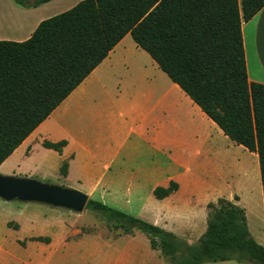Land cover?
<instances>
[{"label":"trees","instance_id":"1","mask_svg":"<svg viewBox=\"0 0 264 264\" xmlns=\"http://www.w3.org/2000/svg\"><path fill=\"white\" fill-rule=\"evenodd\" d=\"M13 1L30 8L51 0ZM263 7L264 0H81L24 41L0 40V165L129 34L223 135L257 154L264 200V85L248 81L242 37V23ZM66 144L42 147L61 153ZM66 169L64 161L62 176ZM178 189L171 180L152 193L163 200ZM206 207L196 244L101 201L89 199L85 209L125 234L142 232L168 264H264L242 208L222 198Z\"/></svg>","mask_w":264,"mask_h":264},{"label":"rangeland","instance_id":"2","mask_svg":"<svg viewBox=\"0 0 264 264\" xmlns=\"http://www.w3.org/2000/svg\"><path fill=\"white\" fill-rule=\"evenodd\" d=\"M23 1L30 4L34 0ZM68 8L60 6L53 12V7H49L43 13L50 12L52 17ZM19 9L17 37L23 38L43 13ZM1 10H8L2 0ZM119 49L122 51L118 50L111 57L110 66L103 70L99 82L91 83L94 103L82 101L83 111L78 118V132L89 138L94 132L95 136L103 139V146L106 143L110 146L113 139V143H118L114 158H110L108 151L100 157V164L110 162L109 173L85 178L86 194L89 199L101 201L148 223H156L160 228L165 224L166 231L172 232L170 227L178 225L180 230H176L178 233L175 235L183 240L179 236L183 235L180 223L184 218L181 215L188 218V214H195L194 232L198 231L199 222L206 218L203 203L213 198L205 188L207 174L212 173L216 183L219 179H232L228 183L231 187L238 180L235 172L247 156L243 148L223 135L161 72L147 53L136 47L130 35L124 38ZM70 112L65 131L74 137L75 113L73 109ZM120 112L127 113L126 119L120 117ZM107 137L108 141L104 142ZM48 151L42 148L38 139L32 145L31 160L17 164L21 165L20 171L15 165L19 160L17 156L18 159L13 158L0 166V174L59 185L56 180L57 158ZM34 161L42 164L40 169L49 176L47 179L33 175ZM88 171L100 173L97 167ZM171 180L178 184L180 181V192L163 200L155 199L153 189L166 187ZM176 200L179 211L173 209ZM115 225L106 223L87 209L75 213L43 204L0 199V264H90L92 259L101 257V252H110L108 246H124L127 242L130 248L139 252L140 257H149L146 251L150 248L145 234L133 230L134 237L112 240L114 236L124 234ZM81 233L82 237L75 236ZM56 234L69 236V241L52 255L50 251H42L45 242L34 244L29 238L44 236L49 241L48 236ZM150 257H155L156 264L163 261L168 264V259L163 257ZM231 262L243 264L236 260Z\"/></svg>","mask_w":264,"mask_h":264},{"label":"crops","instance_id":"3","mask_svg":"<svg viewBox=\"0 0 264 264\" xmlns=\"http://www.w3.org/2000/svg\"><path fill=\"white\" fill-rule=\"evenodd\" d=\"M80 1L81 0H51L37 7L26 8L16 4L13 0H2L8 10L0 11V40L17 42L24 41L30 37L31 33L34 31L40 21L52 15L50 14V12L43 13L45 12L44 10L46 8L53 7L54 12L57 11V9H60V6L64 7L65 5V7L71 8ZM19 8H23L25 10L33 9L32 11L43 13L39 15V17H37L36 22L31 28L26 31L25 36L23 38L17 37L20 30L17 15L20 10ZM242 37L248 81L250 83H258L264 85V7L260 11H258L252 17V19L242 23ZM124 38L113 48V50L94 69V71L50 114V116L46 120H44L14 150V152L0 166L5 164L8 160L17 158L18 156L19 160L15 165L18 171H20L21 165L17 164L23 163L26 160H31L32 145L38 139L41 141V145L44 140L53 143L58 142L60 140H66L67 144L65 147L62 148L61 153L42 147L46 150H49V154L56 155V163L58 164L56 167V180L58 181L59 185L73 187L75 189H82L81 191L86 194L88 187L85 186V178L104 176L106 172L109 173L110 162L100 164V157L102 153L108 151L110 158H114V155L117 154L118 143H113V139L110 146H107V143L106 146H103L101 143L103 139L101 140V138H99V135L95 136L94 132L91 138H89L87 135H84V133H82L81 131L78 132V118L81 112L83 111L82 101H85V103H94V98L92 96L93 90H91V83L99 82L100 75L103 74V70L106 67L110 66L111 57L115 55L118 50L120 52L122 51L119 48L122 45ZM71 109H73L75 113L74 119L76 131L74 137L69 136L68 134H66L65 131L67 121L66 118L70 117V115L72 114V112H70ZM126 116L127 113L125 114L124 112H120V117L122 119H126ZM130 132H133V129H130ZM108 138L109 137L104 139V142L108 141ZM111 138H113V135H111ZM237 146L243 148V152L247 156V159L242 162L239 170H237L234 174L236 177H238V180L235 182V185L229 187L228 183H230V181L232 182L233 180H229L228 178L219 179L218 183H216L215 180H213V174H207L208 180L205 181L204 184L207 192H210L213 198L210 201H205L203 203V206L206 209V218L204 221L199 222L198 231L194 232L195 224L192 225L193 222L196 221L194 219L195 214H188V218L187 216L181 215L184 218V220L180 223V225H182L180 228L183 230V235L179 236L183 239V241L187 242L188 244H192L193 240H196L198 242L199 238L206 230L207 220L209 217V210L206 205L208 203H216L217 199L222 198L231 201L233 204L244 210L247 229L250 236L258 244L264 246V200L262 193V183L260 179L258 156L256 153L250 152L240 145ZM119 147L120 145L118 146V149ZM64 161L67 162V169L66 175L62 176L60 174V167ZM35 162L36 161H34V163ZM40 167H42L41 163H35V172H30H32L33 175H38L39 177L47 179V177L49 176L46 174V172H43ZM94 167L99 168L100 173H91L88 171L89 168ZM12 173L15 174L16 172ZM111 175L117 176L120 174L111 173ZM71 177H74L73 181H71ZM178 185L179 189L175 193H178L181 190L180 181ZM235 196L238 198V200L234 199ZM173 209H179V203L177 200ZM162 227V229H168L166 228L165 224H163ZM170 228L173 229L171 233H173L174 235L176 234L175 232L178 233V231L176 230H180L178 225H172ZM64 230H66V228H64ZM82 234L83 233L76 234L75 236L82 237ZM68 237L69 236L65 234H56L54 237L49 235V241L43 243L44 248H42V251H50V255L54 254L58 249H61L63 246H66V242L69 241ZM124 237H134V234H119L114 236V239L112 240H118ZM30 242L34 244H42V242L39 241ZM128 244L129 242H127V244H125L124 246H108L107 249L110 248L111 251L105 253L101 252V257H95L96 259H92L90 264H156V261H154L155 257H150V255H156L158 256L157 258H162L159 251L151 249L150 245V250L146 251V254L149 255V257L142 258L140 257L139 252L130 248ZM212 263L233 264L231 260ZM159 264L166 263L163 261Z\"/></svg>","mask_w":264,"mask_h":264},{"label":"water","instance_id":"4","mask_svg":"<svg viewBox=\"0 0 264 264\" xmlns=\"http://www.w3.org/2000/svg\"><path fill=\"white\" fill-rule=\"evenodd\" d=\"M0 199L5 202L36 203L81 213L88 196L74 188L32 178L0 174Z\"/></svg>","mask_w":264,"mask_h":264}]
</instances>
